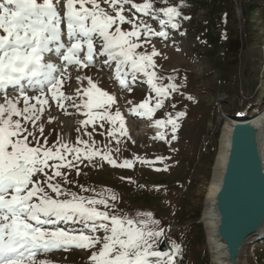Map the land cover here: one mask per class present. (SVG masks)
<instances>
[{"label":"snow or ice","instance_id":"snow-or-ice-1","mask_svg":"<svg viewBox=\"0 0 264 264\" xmlns=\"http://www.w3.org/2000/svg\"><path fill=\"white\" fill-rule=\"evenodd\" d=\"M103 2L115 15L98 0H0V264H55L38 257L71 249L88 252V264H178L182 256L181 245L174 241L169 251L160 250L166 230L152 212L122 214L111 190L86 196L64 186L74 181L62 169H75L79 176V164L84 160L92 162L99 157L122 168H132L133 161L117 164L109 153L94 150L88 141L79 139L77 144H84V149L65 142L62 136L49 145L45 135L44 114L48 113L47 123L57 119L50 101L65 115L74 108L87 117L81 121L84 126L104 120L118 122L120 136L127 135L120 110L110 111L117 97L99 87L92 76L80 74L94 68L97 57L114 67L121 89L131 92L142 76L155 94L154 105L149 95L130 109L133 115L152 119L165 100L179 91L174 82L158 83L162 78L155 71L154 58L160 53L154 46L150 54L137 51L153 37L167 39L169 35L139 16L158 21L162 28L179 30L180 8L186 5L170 6L169 0H162V7H156V0ZM126 5H130L129 15L125 14ZM125 24L131 26L130 31L122 30ZM73 71L77 73L74 78ZM66 84L67 94L63 90ZM10 88L16 89L14 95L9 94ZM187 99L194 98L189 95ZM185 116L183 111L175 116L169 113L166 121L155 120V126L170 125L171 139L176 140L181 127L178 121ZM87 134L91 139L92 134ZM109 136L114 137L115 132ZM154 139L167 142L163 132ZM157 159L163 162L166 158ZM79 188L95 192L83 185Z\"/></svg>","mask_w":264,"mask_h":264},{"label":"rangeland","instance_id":"rangeland-1","mask_svg":"<svg viewBox=\"0 0 264 264\" xmlns=\"http://www.w3.org/2000/svg\"><path fill=\"white\" fill-rule=\"evenodd\" d=\"M256 1L257 13L248 19L246 11ZM98 2L109 14L115 15L110 5L103 0ZM134 2L142 3L144 0ZM205 3L200 5L195 0H169L170 6L186 5L180 8L182 17L179 30L170 26L162 28L158 21L139 16L157 31H167L169 34L167 39L153 37L150 43L137 51L150 54L154 46L160 53L154 58L158 66L155 71L162 78L158 83L168 85L174 82L180 86L179 91L165 100L164 107L154 114L156 119H165L169 113L173 116L180 111L186 113L178 121L181 127L176 133V140L171 139V126L166 127L167 142L154 139L151 131H143L144 121L140 116L133 115L130 109L149 95L153 96L154 105L155 94L150 92L142 76L131 92L121 89L115 80L114 67L109 68L102 57L96 58L99 62L94 68L84 69L80 74L92 76L99 87L117 97V103L110 111L114 114L117 109L120 110L125 119L127 135L120 136L118 122L104 120L84 126L81 121L87 117L74 108H69L70 114L65 115L52 101V115L57 119L47 123L46 112L41 120L45 124L49 145L62 136L65 142L84 149V144H77L79 139L88 141L94 150L109 153L117 164L125 160L133 161L132 168H122L113 167L99 157L92 162L84 160L79 164V176L75 169H62L68 173V179L74 181L64 186L86 196L107 194L111 190L118 197L115 203L122 214L134 216L139 211L152 212L161 221L160 227L166 230L160 246L165 243L169 251L171 242L181 245L183 251L182 256L178 257V264H211L200 220L224 125L222 116H239L241 113L253 115L259 110L258 107L263 105L264 108V0H229L228 7L214 16L205 9L208 2ZM162 6H165L162 0H156V7ZM128 8L130 5L125 6L126 15H129ZM183 16L190 19L185 20ZM121 27L122 30H131L128 24ZM207 31L216 37L214 43L217 46L203 50L199 41L206 37ZM141 40H144L143 36ZM169 77L174 79L170 80ZM71 83H74V79ZM63 90L68 93L67 84ZM189 95L194 99L188 100ZM128 100L133 104H128ZM172 104L176 105L175 109L171 107ZM22 106L21 101L19 107ZM113 131L115 136H109ZM87 133L92 134L91 139ZM117 139L120 140L119 144ZM117 148L119 151H116ZM137 157L156 163H140ZM158 157L166 159L160 162ZM155 168L167 170L156 171ZM79 185L95 189V192H81ZM87 257L85 250L71 249L38 259L52 260L55 264H88ZM247 264H264V242L250 249Z\"/></svg>","mask_w":264,"mask_h":264},{"label":"water","instance_id":"water-1","mask_svg":"<svg viewBox=\"0 0 264 264\" xmlns=\"http://www.w3.org/2000/svg\"><path fill=\"white\" fill-rule=\"evenodd\" d=\"M262 106L253 115L222 116L224 125L200 220L211 264H247L249 249L264 242ZM160 250H167L165 243Z\"/></svg>","mask_w":264,"mask_h":264},{"label":"trees","instance_id":"trees-1","mask_svg":"<svg viewBox=\"0 0 264 264\" xmlns=\"http://www.w3.org/2000/svg\"><path fill=\"white\" fill-rule=\"evenodd\" d=\"M205 1L208 2V5L205 7V9L210 12V15L212 14L211 16L216 15V13L222 12L224 8L226 9L228 7V2H229V0H195V3L204 5L206 4ZM259 1H262V0H259ZM250 6L251 7L247 9L246 11V16L248 19H250V17L254 16L257 13V9H258L257 1L254 3H251ZM205 35L206 37L201 38L199 43L201 44V47L203 48V50H206L207 48L211 49L212 47L216 45V43H214V40H216V37L212 33H209V31H207ZM208 40L210 41L213 40V42H209Z\"/></svg>","mask_w":264,"mask_h":264},{"label":"bare ground","instance_id":"bare-ground-1","mask_svg":"<svg viewBox=\"0 0 264 264\" xmlns=\"http://www.w3.org/2000/svg\"><path fill=\"white\" fill-rule=\"evenodd\" d=\"M65 30H66V29H65ZM73 72H74L75 75L77 74L75 71H73ZM154 129H155V133H156L157 136H158V134H160V133L162 132V130H163V128H161V127H157V126H154Z\"/></svg>","mask_w":264,"mask_h":264}]
</instances>
